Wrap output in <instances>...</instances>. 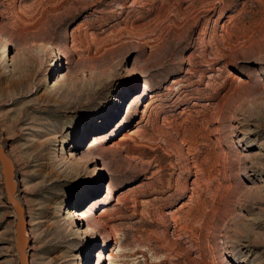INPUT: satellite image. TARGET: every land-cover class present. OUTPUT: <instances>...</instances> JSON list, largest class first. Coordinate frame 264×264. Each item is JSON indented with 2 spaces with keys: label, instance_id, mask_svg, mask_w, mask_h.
I'll use <instances>...</instances> for the list:
<instances>
[{
  "label": "rangeland",
  "instance_id": "374dc122",
  "mask_svg": "<svg viewBox=\"0 0 264 264\" xmlns=\"http://www.w3.org/2000/svg\"><path fill=\"white\" fill-rule=\"evenodd\" d=\"M0 144L31 264H264V0H0Z\"/></svg>",
  "mask_w": 264,
  "mask_h": 264
},
{
  "label": "water",
  "instance_id": "95a60500",
  "mask_svg": "<svg viewBox=\"0 0 264 264\" xmlns=\"http://www.w3.org/2000/svg\"><path fill=\"white\" fill-rule=\"evenodd\" d=\"M0 161L3 167L7 198L17 211L18 218L16 223L17 230V250L21 264H31V258L28 252L30 239L27 238V222L25 218V209L21 201L16 197L17 182L15 181V164L7 154L5 147L0 144Z\"/></svg>",
  "mask_w": 264,
  "mask_h": 264
},
{
  "label": "bare ground",
  "instance_id": "6f19581e",
  "mask_svg": "<svg viewBox=\"0 0 264 264\" xmlns=\"http://www.w3.org/2000/svg\"><path fill=\"white\" fill-rule=\"evenodd\" d=\"M26 118V116L21 120V122H24V121H26L27 120V118ZM48 179L47 178H44V180H43V182H46ZM15 181H16V179H15ZM52 185V184H51ZM51 188H50V186H45V185H43L42 186V188H41V191H43V190H46V191H49ZM65 212H66V218L67 217H69V219H70V217L72 218H80V219H82V218H85V217H87V215H86V213H83L82 214V216L81 217H77V212L74 210V209H65ZM30 216H31V214H29L28 213V215L26 216V222L28 223V222H30V220H29V218H30ZM58 227H59V225H58ZM58 227L56 228V231H55V235L57 236V237H64L65 238V236H66V234H67V232H66V230L65 229H58ZM70 231V233H72L73 234V232H77V233H80V231L79 230H77V231H74L73 229H71V230H69ZM27 238H29L30 237V233H28L27 231H26V235H25ZM51 241V240H50ZM34 248V247H33ZM29 250V249H28ZM29 254H30V252H29ZM52 263V262H51Z\"/></svg>",
  "mask_w": 264,
  "mask_h": 264
}]
</instances>
